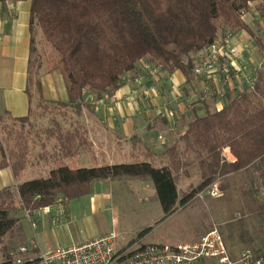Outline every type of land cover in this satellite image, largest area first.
<instances>
[{"label":"trees","instance_id":"obj_1","mask_svg":"<svg viewBox=\"0 0 264 264\" xmlns=\"http://www.w3.org/2000/svg\"><path fill=\"white\" fill-rule=\"evenodd\" d=\"M254 2H261L259 8L264 7V0H31L29 88L37 84L41 89L38 77L42 64L33 58L37 52V29L53 49L47 71L58 70L62 74L68 93L67 101L41 104L70 107L80 116L92 101L117 90L124 74L139 70L141 59L168 73L180 70L191 84L196 81L194 65L200 51L239 30L252 33L243 11ZM260 46L264 51V46ZM255 71L253 91L228 92L222 109H208L202 116L194 110L181 141L168 149L167 166L136 161L73 169L65 160L82 151L88 140L86 131L82 125L63 129L55 119L54 126L45 129L49 138L56 139L55 150L40 156L55 164L49 175L0 190V245L7 235L15 233L22 212L53 206L60 199L69 202L88 195L96 180L129 177L152 181L166 218L221 176L263 161L264 62ZM4 117L0 116V121ZM11 118L27 123L30 112ZM24 139L20 133L17 149H10L0 161V168L10 165L17 179L29 163V146ZM227 146L236 156L234 162L223 160L221 153ZM195 163L201 180L179 199L178 179L189 173L187 168ZM249 192L246 199L259 206V214L264 216V199L260 201L255 191ZM150 230L144 229L139 237ZM261 242L260 247L249 248L256 256L264 255V237ZM8 248H3L5 256Z\"/></svg>","mask_w":264,"mask_h":264},{"label":"crops","instance_id":"obj_2","mask_svg":"<svg viewBox=\"0 0 264 264\" xmlns=\"http://www.w3.org/2000/svg\"><path fill=\"white\" fill-rule=\"evenodd\" d=\"M30 9L31 0H0V116L22 117L29 114L34 103L39 105L41 102L68 100L65 82L58 70L40 71L38 79L41 89L37 84L29 88L32 37ZM243 18L252 33L239 30L232 35V41L243 49L244 60H249L255 70L260 69L264 62V51L260 46L261 44L264 46V7L259 8L258 3L254 2ZM139 77L134 76L130 82H121L119 88L111 95L95 99L91 105L83 108L77 120L85 129L88 140L79 154L65 160L71 168L136 161H148L157 167L167 166L169 165L168 149L181 141L180 138L185 134L188 123L193 119L194 110L202 116L208 109L216 111L225 105V99L216 100L212 95L205 94L203 87H199L198 90L194 80L188 84L186 76L180 70L168 73L156 68L152 72H143ZM201 95H203L202 99H199ZM166 106L176 111V118L169 119L159 114ZM180 146L183 149V142ZM221 154L226 162L236 160V156L228 146ZM29 163L19 179L15 178L10 165L0 168V190L5 187H15L20 182L34 178L47 177L55 166L53 162L47 161ZM187 169L189 173L181 174L177 182L179 199L183 192L197 186L201 180L196 163ZM219 179L224 197L231 187H245L249 195H251L250 190L258 195L264 194V160L246 170L225 174ZM182 184L186 187L182 188ZM91 188V193L88 195L69 202L60 199L53 206L29 212V217L37 216L31 223L34 237L25 240L21 236L14 246L28 244L32 239H36L39 248L45 250L48 247L81 243L113 231L119 237L122 234H120V215L122 213L125 216L124 206L128 205L130 198L138 202L142 200L144 203L148 200V193L151 196L156 195L152 181L129 177L96 180ZM115 189L119 191L117 198H115ZM215 204L221 206L220 211L223 216L219 220H225L221 225V233L233 256H238L242 252L243 249L240 250L242 245L260 247L264 237V216L259 214V206L257 208L256 204L245 198L242 200V204L249 211L248 216H252L255 222L249 225L250 229L248 226L238 229L230 225L233 220L229 217L232 207L222 202ZM190 205L188 203L184 207L179 206L177 211L166 218L163 212L158 222L174 216ZM99 214H103L102 220H97ZM53 222L56 223L55 228L62 227V229L60 234L57 231L49 236L48 226L53 227ZM205 230L203 229L197 236L203 234ZM149 232L140 237V240L148 242ZM197 236L192 242L196 241ZM128 240L127 238L125 244L131 242ZM151 241L163 243V241ZM4 258L3 251L0 261Z\"/></svg>","mask_w":264,"mask_h":264},{"label":"built area","instance_id":"obj_3","mask_svg":"<svg viewBox=\"0 0 264 264\" xmlns=\"http://www.w3.org/2000/svg\"><path fill=\"white\" fill-rule=\"evenodd\" d=\"M232 38L229 35L217 39L195 59L194 73L204 83L203 92L218 100L225 99L228 92L238 94L255 89L256 71L244 60L242 49ZM138 64L139 71L136 72L139 73L131 75L128 72L122 76V81L130 82L134 76L140 78L141 71L154 70V65L146 59H141ZM162 113L169 119L176 118L172 108L165 107ZM220 185L218 178L198 196L221 197L224 193ZM117 237L113 231L81 243L45 250L32 239L28 244L12 249L0 264H264V255L256 256L251 249L233 256L219 228L208 231L194 242L181 244L148 243L137 239L119 246Z\"/></svg>","mask_w":264,"mask_h":264},{"label":"rangeland","instance_id":"obj_4","mask_svg":"<svg viewBox=\"0 0 264 264\" xmlns=\"http://www.w3.org/2000/svg\"><path fill=\"white\" fill-rule=\"evenodd\" d=\"M252 4L254 3H251V5ZM245 13H247V9L243 11L244 15ZM35 44L37 47V52L33 54V58L37 57L42 64L41 70L47 71L51 67L50 60L53 58V49L47 43L42 32L39 29H37ZM241 52L243 55L242 57H244L243 49L241 50ZM156 68L157 67L154 65V70ZM152 71H141L140 74H142L143 72ZM129 72L131 73V75H133L132 71ZM138 73L139 72H136V75ZM195 84L198 85V90L199 87H204V83L200 79L196 78ZM250 91L248 90V92ZM166 107L171 108L169 106ZM164 109L165 108L161 109L159 114L162 115V111H164ZM79 117L80 116L77 115L73 108L62 107L61 105L55 103H40L39 105L38 103H34L30 111V120L27 123H20L13 120L9 116H5L4 119L0 121V159L3 158L4 155H7L10 149H17V140L19 134L22 133L25 138L24 141L29 146V164H32L35 161L44 163L45 160L40 159V156L52 154L55 150L54 145L56 143L55 138H49L47 136L45 129L54 126L55 119L60 122L63 129H71L76 126H80L81 124L77 120ZM181 187L185 188L186 186L182 184ZM246 190L247 188L245 187H231L227 190V195L225 197L223 196L220 198H212L207 195H203V197L198 196L190 202L191 205L189 207L168 219H164L161 222L158 221H160L161 217L163 216V210L157 198V194L155 196H151V194L148 193V200L144 203L142 200L138 202L130 198V201H128L129 203L126 206L128 208L124 206L125 216H123L122 213L120 215V234H122L117 237L116 244H125L127 238L131 240V242L132 240H134L132 238H137L140 240L139 233L144 229L150 227L151 230L147 236L148 242H150L151 240H155L170 244L192 242L203 229L206 230L203 231V234L197 236V239L214 228H219V230L221 231V225L225 223V220H219L223 215L220 211L221 206L215 204L217 202L227 203L230 207H232V212L230 213L229 217L230 220L231 218L233 220L230 222V225L238 229H241V227L244 226H248V228L250 229L249 225H251L252 222L254 223L255 221L253 220V218H251L252 216H248L249 211L242 204V200L244 198L246 199L250 197V195L247 194ZM114 192L115 198H117L119 195L118 189H115ZM263 199L264 194H260L258 196V200L262 201ZM181 207L184 206H180V208ZM237 211H240V214L236 213ZM102 215L103 214H99L97 216V220H102ZM21 217L22 218L20 220V223L15 229V233L12 235H7L4 239L3 244L0 245V256L4 251V246H9V254L12 249L15 248V242H18L21 236H23L25 240L26 238L34 237V230L31 223L35 220V218H37V216L29 217L27 212H22ZM55 224L56 223L53 222V227L48 226L49 230L47 233L49 236L54 235V232L57 233V231L60 234L62 227L55 228ZM233 237L236 238V236ZM247 247L254 248L251 245H242L240 247V250L249 249ZM233 249L234 252L237 253L236 249Z\"/></svg>","mask_w":264,"mask_h":264}]
</instances>
